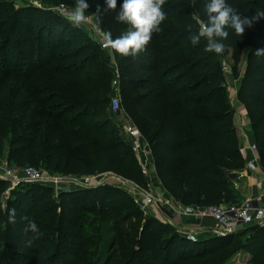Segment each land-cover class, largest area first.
<instances>
[{
  "label": "trees",
  "instance_id": "obj_1",
  "mask_svg": "<svg viewBox=\"0 0 264 264\" xmlns=\"http://www.w3.org/2000/svg\"><path fill=\"white\" fill-rule=\"evenodd\" d=\"M41 1L49 5L75 4V0ZM93 2L100 8L102 22L98 27L104 33L110 32L115 39L127 30L128 26L116 19L123 0H117L115 11L107 10L105 0H86L90 14L97 12ZM207 2L166 0L163 10L167 19L160 25L162 31L153 34L146 52L136 58L102 50L87 38L74 46L81 34L76 29L57 28V21L63 20L56 15L36 28L35 8L9 13L5 21H0V56H4L0 64L6 67L5 73L0 70V118L6 116V110L12 111L13 129L18 134L9 144L8 162L25 166L42 161L48 172L62 175L112 173L144 186L130 146L124 150L125 143L113 137L111 118L106 116L109 85L115 74L112 61L120 71L125 107L139 112L157 178L171 198L183 206L237 204L240 196L232 185V174L243 169L244 161L224 87L222 54L205 52L204 38L196 46L189 39L198 31L199 22L207 20ZM257 11H264V0L250 6L241 4L237 12L251 18ZM227 31L229 36L222 41L223 55L231 51L232 72L240 78L237 99L247 109L264 169V57L254 54L256 49L264 48V19L254 21L241 36L231 29ZM8 45L14 50L11 62L7 60ZM245 49L249 51L240 76L237 66ZM55 79L77 83L81 97L62 94L56 112L49 113L43 106L54 99L51 85ZM34 113L37 124L31 128L23 120ZM2 152L4 141L0 135V155ZM5 185L0 181V193ZM43 189L30 185L14 190L6 208L16 209V223H9L8 217L6 220V246L12 241L14 246L25 247L32 233L23 232L27 221L22 217L36 221L43 235L32 246L39 252L28 253L36 263H55L62 248L76 263L81 251L101 243L99 236L88 233L91 223L101 225L104 220H112L118 231L119 219L126 223L133 216L141 217L131 197L106 185L61 192L57 201L46 198ZM133 233L134 229L117 234L113 243H121L119 252L114 250L116 244H103L93 264H226L230 256L224 251L233 247L235 239L245 240L237 245L250 256L248 264H264V228L258 225L226 238L196 240L146 218L138 248ZM19 264L33 262L24 259Z\"/></svg>",
  "mask_w": 264,
  "mask_h": 264
},
{
  "label": "rangeland",
  "instance_id": "obj_2",
  "mask_svg": "<svg viewBox=\"0 0 264 264\" xmlns=\"http://www.w3.org/2000/svg\"><path fill=\"white\" fill-rule=\"evenodd\" d=\"M209 1V0H207ZM263 0H226V2L233 7L236 11H238L241 7V4L244 5H253L255 3H260ZM39 4L41 6V8H38L37 6L34 7V5ZM59 5H65L68 6L70 9L74 8L75 4L72 5H67L64 3H60L58 5H49V4H44L41 0H0V21H5L6 20V16L9 13L12 12H16V11H21L24 9H30V8H35V10H38L37 12L33 13V19H34V25L36 28L42 26L44 23H46V21L52 17H54V13L52 12H48V9L50 8H54L56 6ZM93 6H98L97 2H93L92 3ZM87 14H90V10L87 11ZM58 17V16H57ZM61 18V17H58ZM61 20H63V22H58L56 23V27L60 29V27L63 26V28H67V30H71V29H76V33L77 34H81V38H78L75 42H74V46L77 44H80L83 42L84 38L89 39L91 42H93L91 40V38L89 37V30L83 26L81 28H75L73 27L68 20H65L63 18H61ZM79 32V33H78ZM249 49H245V51L242 53V58H241V62L239 63V65L237 66V71L238 74H240V76L242 75V73L244 72L245 66H246V57L248 54ZM231 51H228V54H222L221 60H220V64H221V70L223 75L225 76V89H226V94L229 98V101L231 103V88H233L236 84L239 85L240 83V78H235V76L233 75V62L231 60ZM7 60L8 62H11L13 60V56H14V50L12 49L11 45L7 46ZM0 59H4V56L1 54ZM4 61V60H3ZM30 61V60H29ZM28 61V62H29ZM31 63V61L29 62V64ZM111 66L112 68H114L115 70V74H113V77L111 79L110 82V99H111V95H112V90H113V81L117 78V75L120 76V71L117 68L116 64L114 62L111 61ZM0 70L2 72H6V67L2 64H0ZM52 81V79H50ZM52 96L54 97V99L46 106H43L44 108L47 109V112L49 113H53L56 112L55 107H57L60 103V97L62 96V94L64 95H68L71 98H80L81 97V91L80 88L78 87L77 83L75 82H63L60 81L59 79H55V81L52 83ZM230 88V89H229ZM239 88V86H238ZM120 89V93H121V107H120V112H121V118L116 117V115L112 114L110 111V106H107V113L106 116L108 118H111V124L113 126V137L114 138H119L121 139L126 147H124V150L128 151V142L126 141V139L124 138V136L120 133V128L119 126H121L123 123L127 122L130 125H132L133 127L137 128L142 136L143 139V163L142 165H139L140 167V172H141V176L143 178V180L145 181V185L144 186H139L140 189L142 191H151L153 192L155 195H158L159 197L163 198V194L161 193V191L159 190V188L157 186H155V182H157V173H156V169L154 166V157L152 156V152L150 147L148 146V144L145 141V137H144V132H143V128L142 126L139 124V112L138 111H134V110H130L127 109L125 107V104L123 102V93H122V88L121 85L119 87ZM141 92V91H140ZM50 106H53V108H50ZM26 108V107H25ZM24 108V109H25ZM6 116L1 117L0 118V135L4 141V152H2V154L0 155V165H7L11 170L20 172L23 168L25 167H30L35 169L36 171H38L39 173L45 175V176H49V177H61L63 179H88L90 180V183L92 184V186H101V185H106L108 187L114 188L115 190H118L124 194H126L127 196L132 198L133 201V206L134 209L136 210L137 213L141 214L140 218H137L135 216H133L130 221H127L126 223H123V219H119V229L118 231H115V224L114 221L112 220H104L102 223H100L101 225H99L98 223L94 222L91 223V228L90 230H88L89 234H93L94 236H99V238L101 239V243H98L96 245L91 246V249L88 251H81L77 258H76V263L73 262V259H71L69 257V255L66 254V250L64 248L61 249L60 254L57 256V260L56 262L52 263L50 261H40V262H35L36 260H34L33 257L28 256V253L31 252L32 254L38 253L39 251L36 250L34 248V246L28 247V246H14V244H12V241L10 242L9 246L5 245V240L6 239V235L8 234V232L5 230L6 229V220H7V205L10 199H12V193L14 190H17L21 187H25V186H30V185H34V184H30L27 182H23L20 183L18 186H13L11 183L6 182L5 187L2 189L1 193H0V264H19V262L23 261L24 259H30L32 260L33 264H86V263H91L93 264L96 261V255L98 254V250L102 247H108L109 245L111 246V244L115 241V238L118 236L117 234H121L122 233H127L130 232L134 229V233L135 236L137 235V238L135 239V243L136 246L137 241H138V237L139 234L141 232V227L144 223V220L146 218H152V219H156L158 222H160L163 225H168L170 227H172L173 229H175L177 231V234H179L182 237H187V238H192L194 239V235H190L187 234V232H182L180 230H177L176 227H174L173 224H170L169 222H163L161 221V219L157 218V214L154 211L153 208H143L138 202L135 201V199L133 198V195L130 193V190H122V187H124L121 182L122 180H124V183L127 181L131 182L129 180L123 179L120 176H116L115 174L112 173H106V174H99V175H94V176H74V175H62V174H53L48 172L45 169L44 164L42 163V161H40L39 163H31V164H26L25 166H20L18 164H13V163H9L8 162V148H9V144L11 142V140L18 134V131H14L13 129V112L6 110ZM35 112V111H33ZM21 114H25V110L21 111ZM94 115H90V117H93ZM25 125H28L29 127L32 128H36V124H37V116L36 114H32L31 116L26 117L25 120H23ZM97 119L94 120V124H97ZM98 126V125H96ZM108 131H111L112 129L109 128L107 129ZM132 153V152H131ZM134 155V154H133ZM121 180V181H119ZM159 180V179H158ZM96 184V185H94ZM38 186V185H35ZM40 188H42V186H39ZM91 188V189H83V190H93L95 189ZM44 189L41 191V193L46 196V198H49L51 201H57L58 200V196H56L55 192L53 189L48 188L45 189V187H43ZM75 190H79L78 187H71L70 189H66L63 190L62 192H66V191H75ZM165 190V189H164ZM166 192V191H165ZM40 193V191H39ZM167 193V192H166ZM168 194V193H167ZM92 196V195H91ZM170 196V195H169ZM92 198V197H90ZM177 203V202H176ZM190 206V205H189ZM166 207V206H165ZM164 207V209H161L160 211L164 212L166 211V208ZM135 215V214H134ZM91 221H94L93 217H90ZM206 221V220H205ZM204 221V222H205ZM123 223V224H121ZM207 223V221L205 222ZM207 225H210L209 223H207ZM103 226V227H102ZM212 227V226H211ZM94 230H91L93 229ZM242 230V228L240 229ZM233 234V233H232ZM231 235V234H229ZM132 236V233H131ZM164 236V235H163ZM162 236V238H164ZM214 236V234H213ZM55 235L52 236V238H54ZM196 237V236H195ZM228 237L225 236V238ZM223 238V237H222ZM9 241V240H7ZM245 240L244 239H235L233 240L231 245L233 247H231L230 250H226L224 251L225 254L229 255V259L227 260L226 264H242L245 259H244V254L245 252L240 251L238 249V245H241ZM225 243H227V241H225ZM23 244V243H22ZM115 245V249L116 252H119V247H121V243L117 242L113 243ZM231 244V243H230ZM238 244V245H237ZM138 248V246L136 247ZM110 251V250H109ZM110 255V253L108 254ZM107 255V257H108ZM115 254H113L111 261L114 260ZM103 257H105V254L103 255ZM105 259V258H104ZM103 261V259H102ZM101 261V262H102ZM99 264V263H98Z\"/></svg>",
  "mask_w": 264,
  "mask_h": 264
},
{
  "label": "clouds",
  "instance_id": "obj_3",
  "mask_svg": "<svg viewBox=\"0 0 264 264\" xmlns=\"http://www.w3.org/2000/svg\"><path fill=\"white\" fill-rule=\"evenodd\" d=\"M105 2L107 10L117 9V0H105ZM165 4L166 0H123L119 11L116 12V19L119 23L126 24L127 30L115 39L112 38L110 32L104 33L112 54L136 58L146 52L153 34L162 31L160 25L167 19V14L163 10ZM88 8L89 4L86 0H75L74 8L67 13L66 19L73 27L81 28L95 18L96 26H98L102 22L99 6H97L96 13L86 15ZM204 8L207 20L199 22L198 31L193 33L189 39L191 44L196 46L204 38L206 40L204 51L208 53H223L225 45L222 41L229 36L227 29L241 36L245 28L252 26L254 21L264 19V11H257L251 18L242 16L226 0H209ZM254 54L257 57H264V48L256 49ZM6 211L9 223L15 224L16 209L13 207ZM22 219L27 221L23 232L32 233L26 241V246L31 247L43 234L35 220L27 216Z\"/></svg>",
  "mask_w": 264,
  "mask_h": 264
},
{
  "label": "built area",
  "instance_id": "obj_4",
  "mask_svg": "<svg viewBox=\"0 0 264 264\" xmlns=\"http://www.w3.org/2000/svg\"><path fill=\"white\" fill-rule=\"evenodd\" d=\"M41 8L39 4L34 5ZM68 6L59 5L54 8L48 9L49 12L54 13L56 16L61 17L65 20L66 15L70 12ZM85 27L89 30V37L91 40L98 44L102 50H109L110 47L107 44L104 32L96 26L95 18L90 23L86 24ZM120 77L113 81V90L110 99V111L116 117L121 118V93H120ZM120 128V133L124 136L136 161L142 165L143 161V139L140 131L125 122ZM253 149H257L253 146ZM248 170L255 171V166L250 163L247 166ZM0 181L9 182L13 186H18L20 183L27 182L30 184L51 188L54 190L56 196H58L63 190L70 189L71 187H78L79 189H91L96 186H92L90 180L84 179H63L61 177H49L45 176L33 168L25 167L20 172L11 170L6 164L0 165ZM121 181V180H119ZM121 184L124 186L122 190H130L133 198L138 202L144 209L145 208H156L158 211L164 209L168 203L158 195H155L151 191H142L139 185L128 182L124 183L122 180ZM96 185V184H94ZM181 216L192 217L199 220H206L214 224L213 234H232L234 233L231 226H237L242 229L258 225L264 228V210L254 206L251 200H243L240 204L232 205H220V206H183L178 204L174 210Z\"/></svg>",
  "mask_w": 264,
  "mask_h": 264
},
{
  "label": "crops",
  "instance_id": "obj_5",
  "mask_svg": "<svg viewBox=\"0 0 264 264\" xmlns=\"http://www.w3.org/2000/svg\"><path fill=\"white\" fill-rule=\"evenodd\" d=\"M238 86L239 85L236 84L233 88L229 89L231 90L232 96V123L238 138L239 150L244 161V167L240 171L232 174V185L240 196V200L237 204L248 199L253 202L255 207L264 210V169L261 165L258 149H253V146H256V140L251 128L247 109L245 105L237 99ZM250 163L255 166V171L248 170L247 166ZM154 184L159 188L163 194V199L168 203V205H166L167 208L165 207L166 211L164 212L153 208L157 214V218L159 217L161 221L173 224L177 230L187 232L189 236L193 234V237L197 240H205L213 237L214 224L212 222L207 221V223L210 224L207 225L205 220L181 216L174 212L178 203H176L171 196L165 192L158 179ZM231 228L233 232H237L241 229L234 225L231 226ZM244 259L245 261L242 264H248L250 256L245 253Z\"/></svg>",
  "mask_w": 264,
  "mask_h": 264
},
{
  "label": "water",
  "instance_id": "obj_6",
  "mask_svg": "<svg viewBox=\"0 0 264 264\" xmlns=\"http://www.w3.org/2000/svg\"><path fill=\"white\" fill-rule=\"evenodd\" d=\"M79 190H82V189H79ZM75 191H77V190H75ZM229 236V234H220V235H214L212 238H222V237H225V236ZM194 239H196V238H194ZM209 239H211V238H209ZM197 240V239H196ZM205 240H207V239H205Z\"/></svg>",
  "mask_w": 264,
  "mask_h": 264
}]
</instances>
